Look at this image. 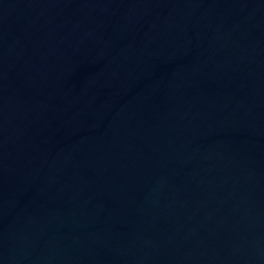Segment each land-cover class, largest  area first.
Segmentation results:
<instances>
[{
    "label": "water",
    "instance_id": "obj_1",
    "mask_svg": "<svg viewBox=\"0 0 264 264\" xmlns=\"http://www.w3.org/2000/svg\"><path fill=\"white\" fill-rule=\"evenodd\" d=\"M0 264H264V0H0Z\"/></svg>",
    "mask_w": 264,
    "mask_h": 264
}]
</instances>
